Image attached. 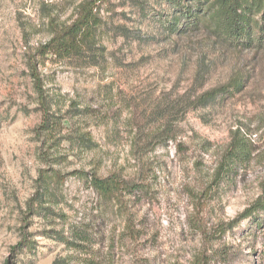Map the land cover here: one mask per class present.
I'll list each match as a JSON object with an SVG mask.
<instances>
[{
	"label": "rangeland",
	"instance_id": "rangeland-1",
	"mask_svg": "<svg viewBox=\"0 0 264 264\" xmlns=\"http://www.w3.org/2000/svg\"><path fill=\"white\" fill-rule=\"evenodd\" d=\"M89 1L0 0V264H264L263 214L224 229L264 187V50L103 0L75 50L44 52Z\"/></svg>",
	"mask_w": 264,
	"mask_h": 264
},
{
	"label": "trees",
	"instance_id": "trees-1",
	"mask_svg": "<svg viewBox=\"0 0 264 264\" xmlns=\"http://www.w3.org/2000/svg\"><path fill=\"white\" fill-rule=\"evenodd\" d=\"M103 0H91L83 5L80 13L69 25H64L55 31L53 39L44 47V52L59 50L71 52L76 49L85 32H89L95 22L99 3ZM173 8L172 12H162L160 26L177 36L186 35L190 31L206 30L216 42L235 49L264 50V0H164ZM34 87L40 98L44 120L41 128L49 127L50 117L46 106L43 85L37 68L32 67L31 73ZM240 88L237 81L223 84L205 92L200 101L209 103L218 96L229 95ZM234 152V151H233ZM232 152V153H233ZM92 184L105 196H111L114 188L130 190L128 182L114 176L93 174ZM264 215V187L259 197L242 211L236 218L224 226L229 230L242 220H252L250 229L263 228L260 223ZM198 264H207L201 260Z\"/></svg>",
	"mask_w": 264,
	"mask_h": 264
}]
</instances>
